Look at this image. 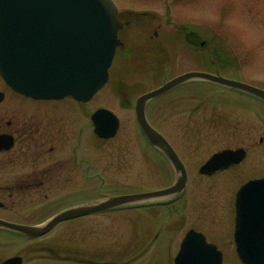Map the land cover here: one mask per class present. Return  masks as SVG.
<instances>
[{
    "label": "rangeland",
    "instance_id": "rangeland-1",
    "mask_svg": "<svg viewBox=\"0 0 264 264\" xmlns=\"http://www.w3.org/2000/svg\"><path fill=\"white\" fill-rule=\"evenodd\" d=\"M114 2L120 11H153L160 14L162 18L160 34L164 33L162 38L165 48L171 51L169 52L173 59L171 61L169 59L171 70L166 71V75L169 73L168 77L188 70H206L264 89V0H114ZM140 20L146 23L147 19L144 17ZM182 24L189 25L202 39L208 41L210 45L206 48L208 51L226 50L222 61L216 59L211 62L204 61L202 57L207 53L203 48H198L199 53H192L184 48L177 29ZM137 33L139 31L134 32ZM133 37L134 35L132 39ZM174 52L179 59L175 58ZM148 61L151 63L153 58H148ZM137 64L145 66L139 62ZM130 71L131 66L117 57L110 69L108 85L87 104V115L99 107H106L121 119L122 124L117 136L104 141L103 146L92 132L89 115L85 121L82 112L84 108L74 99L33 103L25 101L24 98L14 97L17 102L28 108L49 106L54 110H60L64 116L60 123L66 130L71 129L75 133L82 130L87 149L91 150L92 156L85 165L86 179L81 180L79 186L69 193L70 203L160 190L171 183L173 173L169 164L162 165L159 154L153 150L151 152L146 147L137 126L134 109L125 108L121 102V96L127 89L131 91L126 101L128 99L134 104L140 94L160 86L166 80V76L161 73V69L146 75ZM122 75L119 83L118 79ZM2 82L0 77V91L4 90ZM116 88H119V92ZM197 88L184 85L173 91V94L190 96L179 101L173 111L170 109L164 111L161 100L152 102L150 106V123L168 138L186 163L190 173L187 196L176 203L173 210L165 209L167 212L163 216L159 215L162 207L148 204L116 210L112 213V218L108 217L109 219L106 214H101L72 220L71 232L76 230L74 228H79V220L84 224L82 232L73 237H83L88 242L103 244L104 252L112 249L123 250L116 258L118 263L174 264L183 236L190 229H194L202 232L209 242H214L223 252V264H244L230 243L229 228H232L234 218V192L241 182L264 173V156H252L239 167V170L226 173L211 182L224 196L226 202L224 209L218 210L217 225L212 224L214 217L206 208L209 196H216L217 193L209 189L210 179L199 175L198 171L213 152L225 145L226 135L208 129L212 125L210 118L213 111L247 112L253 107L264 112V104L260 99L236 89L220 91V95L228 102H224L222 98L216 101L210 97L212 89L200 92L198 90L204 86L197 85ZM165 117L171 121L164 123ZM85 123L90 127H85ZM193 127H198L197 133ZM261 135H264V128L262 132L257 130V133L253 134L257 140ZM214 199L218 202V197ZM215 208L218 207L214 206L213 209ZM216 227L219 229L214 232L213 228ZM160 229L163 232L159 236ZM141 255L143 257L138 259Z\"/></svg>",
    "mask_w": 264,
    "mask_h": 264
},
{
    "label": "water",
    "instance_id": "water-1",
    "mask_svg": "<svg viewBox=\"0 0 264 264\" xmlns=\"http://www.w3.org/2000/svg\"><path fill=\"white\" fill-rule=\"evenodd\" d=\"M119 29L118 9L112 0H0V73L14 90L28 96L59 99L71 95L88 101L108 81L120 45ZM192 78L241 89L264 100L262 89L206 72L186 73L142 95L136 102L138 123L149 142L163 150L180 171L175 185L72 208L44 227L23 230L41 235L62 219L184 191L185 167L166 138L151 127L145 109L149 100ZM92 118L99 136L116 134L119 119L114 113L100 109ZM231 155L230 151L214 155L201 172L223 168ZM236 207L237 252L245 264H264V179L245 184L238 192ZM175 263L222 264V255L202 234L191 231Z\"/></svg>",
    "mask_w": 264,
    "mask_h": 264
},
{
    "label": "flooded vegetation",
    "instance_id": "flooded-vegetation-1",
    "mask_svg": "<svg viewBox=\"0 0 264 264\" xmlns=\"http://www.w3.org/2000/svg\"><path fill=\"white\" fill-rule=\"evenodd\" d=\"M140 15L149 17L147 26L155 28L156 20L152 14L129 13L127 16L119 15L123 24L120 31L126 33L128 37L131 36L130 30L139 25V20L135 17ZM159 27L161 28L160 24ZM159 38V31L155 29L149 35L146 46H155ZM121 51L129 58L136 57V54L140 57L143 54L153 56L158 62L157 56L159 59L164 57L166 49H121ZM14 97L24 98L25 101L33 103H47V101L35 100L15 93L7 94L0 102V135L12 138L11 146L8 139L1 143L0 220L30 227L42 224L76 204L70 203L68 198L69 193L79 186L80 181L86 179L87 144L82 130L75 133L74 130H66L62 126L60 122L64 120V116L60 110H54L49 106L28 108L17 102ZM168 97L185 96L168 95ZM78 104L85 108L83 103L78 102ZM165 106L169 105L165 103ZM82 112L85 117V110L82 109ZM211 123L208 129L226 135L225 145L221 149H245V160L250 155H257L264 146V135H261L259 140L253 136L257 130L262 132L264 128V116L258 112L254 111L253 115H247L239 111L214 110ZM244 161L231 164L212 175L202 176L212 182L226 173L239 170V167L244 165ZM214 188L213 183H210V189ZM214 197L217 196L211 195V206L222 201L218 198L216 202ZM174 205L170 206L171 210ZM163 209L159 212L160 216L165 215L166 210L164 207ZM72 220L59 222L48 234L40 237H31L0 226V264L11 258H15V261L8 264H122L116 262V258L123 250L112 249L104 252L103 244L88 242L83 237H73L82 232L84 224L79 220V228H74L76 230L71 232ZM217 229L219 228H213V231L217 232ZM229 230L233 229L229 228ZM162 232L163 230L160 229L159 236ZM230 243L234 244V235L230 238Z\"/></svg>",
    "mask_w": 264,
    "mask_h": 264
}]
</instances>
